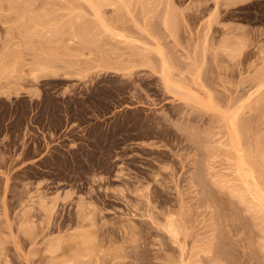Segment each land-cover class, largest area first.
<instances>
[{
	"label": "rangeland",
	"instance_id": "obj_1",
	"mask_svg": "<svg viewBox=\"0 0 264 264\" xmlns=\"http://www.w3.org/2000/svg\"><path fill=\"white\" fill-rule=\"evenodd\" d=\"M239 161L264 0H0V264H264Z\"/></svg>",
	"mask_w": 264,
	"mask_h": 264
},
{
	"label": "bare ground",
	"instance_id": "obj_2",
	"mask_svg": "<svg viewBox=\"0 0 264 264\" xmlns=\"http://www.w3.org/2000/svg\"><path fill=\"white\" fill-rule=\"evenodd\" d=\"M240 154V153H239ZM242 156V155H241ZM244 163L245 164H247L248 165V163L246 162V161H244ZM243 164V163H242ZM242 164L240 163V161H239V163H238V166L236 167L237 169H236V172L238 173V177H239V179H241L243 176H245V177H249V179H248V181H250V182H248L246 179L247 178H245L242 182H243V185H244V183H245V189L246 190H244V188H243V190L242 191H244L243 193H245V191H247L249 194H250V196L253 198H251L250 199V201H253V200H257L258 201V203L260 202L261 204H264V193L263 192H261L260 190H262V189H260L259 190V188H260V186H259V184H258V182H256V180H254L253 181V177H254V175H251V174H253L252 172H251V174L249 175L248 174V172L247 171H249V170H244V168H242ZM244 166V165H243ZM249 166H250V164H249ZM246 167V166H245ZM248 169V168H247ZM250 169V168H249ZM252 177V181L250 180V178ZM256 178V177H255ZM254 178V179H255ZM259 187V188H258ZM247 194V193H246ZM245 194V195H246ZM248 194V195H249ZM251 204H252V202H251ZM253 204H254V202H253ZM264 206V205H263ZM263 208V207H262ZM170 226H172V225H169V228H170V231L171 232H173L174 231V229L172 228V227H170ZM32 236V235H31ZM115 256V255H114ZM115 258V257H114ZM108 259V258H107ZM99 260V259H98ZM113 260V259H112ZM115 261V260H114Z\"/></svg>",
	"mask_w": 264,
	"mask_h": 264
}]
</instances>
